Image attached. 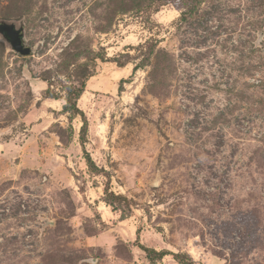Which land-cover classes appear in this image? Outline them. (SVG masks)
<instances>
[{
	"label": "rangeland",
	"instance_id": "rangeland-1",
	"mask_svg": "<svg viewBox=\"0 0 264 264\" xmlns=\"http://www.w3.org/2000/svg\"><path fill=\"white\" fill-rule=\"evenodd\" d=\"M0 22L32 48L0 34V264H264V0H0ZM86 65L98 173L62 111Z\"/></svg>",
	"mask_w": 264,
	"mask_h": 264
},
{
	"label": "trees",
	"instance_id": "trees-1",
	"mask_svg": "<svg viewBox=\"0 0 264 264\" xmlns=\"http://www.w3.org/2000/svg\"><path fill=\"white\" fill-rule=\"evenodd\" d=\"M92 72L89 70L88 65L81 69V74L79 77L82 79L78 81V84L73 85L69 84L67 87V94L65 96V103L62 106V111L65 114H68L70 120L74 119L77 116L81 117L82 126L80 128V144L84 152V157L87 162V166L89 170L93 173H98L103 171L98 167L95 160L92 158L90 152L86 149V136L88 132L89 120L87 118L86 113L78 106V100L82 96L86 88V78L91 76ZM122 84V83H121ZM123 85V84H122ZM120 86L119 91L123 90V86ZM49 91V90H47ZM105 201L112 205L113 207L117 205H121L120 207L124 209L125 205L130 204V200L122 195L116 194L111 191L108 184L105 186ZM140 231H137V235L139 236ZM141 249H143L146 253L147 258L151 261L162 260L167 255H172L173 258L180 264H195L194 258L189 253L183 252H173L168 249L157 250L152 247H147L143 244H138Z\"/></svg>",
	"mask_w": 264,
	"mask_h": 264
},
{
	"label": "water",
	"instance_id": "water-1",
	"mask_svg": "<svg viewBox=\"0 0 264 264\" xmlns=\"http://www.w3.org/2000/svg\"><path fill=\"white\" fill-rule=\"evenodd\" d=\"M0 34L16 52L23 56L31 54L32 48L24 41L23 27H17L14 23L0 22Z\"/></svg>",
	"mask_w": 264,
	"mask_h": 264
}]
</instances>
